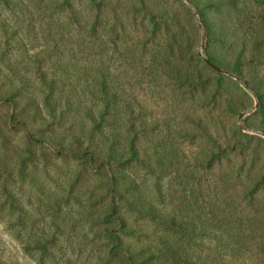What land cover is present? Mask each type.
<instances>
[{"label":"rangeland","instance_id":"obj_1","mask_svg":"<svg viewBox=\"0 0 264 264\" xmlns=\"http://www.w3.org/2000/svg\"><path fill=\"white\" fill-rule=\"evenodd\" d=\"M0 264H264V1L0 0Z\"/></svg>","mask_w":264,"mask_h":264},{"label":"water","instance_id":"obj_2","mask_svg":"<svg viewBox=\"0 0 264 264\" xmlns=\"http://www.w3.org/2000/svg\"><path fill=\"white\" fill-rule=\"evenodd\" d=\"M197 21H198V24H199V26H200V25H201V21H200V18H199V16H198V14H197ZM205 62H206L209 66H211L212 68H214L215 70L220 71V72H223V70H222L221 68L215 66L214 64H212V63H211L210 61H208L207 59H205ZM225 73L229 74V72H225ZM258 105H259V101H258V99H256V106L258 107ZM243 116H244V113L241 114V118H242Z\"/></svg>","mask_w":264,"mask_h":264},{"label":"trees","instance_id":"obj_3","mask_svg":"<svg viewBox=\"0 0 264 264\" xmlns=\"http://www.w3.org/2000/svg\"><path fill=\"white\" fill-rule=\"evenodd\" d=\"M257 1H259V0H257ZM264 1V0H263ZM208 61H210L209 59H207ZM211 62V61H210ZM212 63V62H211ZM212 64H214V63H212ZM215 65V64H214ZM238 77H241V74H239L238 75Z\"/></svg>","mask_w":264,"mask_h":264}]
</instances>
